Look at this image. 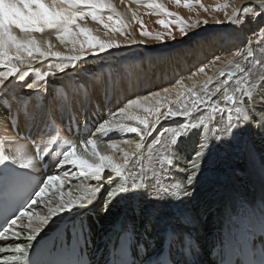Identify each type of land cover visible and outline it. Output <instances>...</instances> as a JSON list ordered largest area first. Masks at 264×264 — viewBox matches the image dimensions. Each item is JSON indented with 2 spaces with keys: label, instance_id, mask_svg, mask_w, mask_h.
<instances>
[{
  "label": "bare ground",
  "instance_id": "bare-ground-1",
  "mask_svg": "<svg viewBox=\"0 0 264 264\" xmlns=\"http://www.w3.org/2000/svg\"><path fill=\"white\" fill-rule=\"evenodd\" d=\"M168 1L158 0L163 7L168 5ZM2 2H4V6L3 9L0 8V20L4 17L5 6L9 5L12 0H3ZM111 2L123 18L125 24L128 25L124 35L118 36V33L114 31L110 33V31L104 30L91 17H87L85 20L80 21V23L82 26L90 28L92 33L101 39H115L117 42L122 41L125 45H128L129 40L124 37L131 35L138 42L143 41V45L128 46L123 51L139 49L143 56L147 55L146 57L138 61L130 56L128 60H125L121 58L123 51H118L107 54L109 61H105V56L90 57L86 61L77 62L80 64L79 67L72 69L70 66L66 72L61 74L57 73L58 69L56 65L58 61L54 58H49L46 61L16 64V67L21 71L39 69L40 72L52 71L56 75L47 77L45 81H41L35 71H29V76L26 77L25 82H20L18 79L13 78L12 82L8 85V89H0V140L5 142L8 152L16 155L18 158H23L22 162H26L27 157L34 156L36 148L40 154H44L45 147H48L50 150L52 149L46 155L47 159L43 163L38 164L36 169L43 173L45 177L48 175H61L64 181L63 185L59 182L53 184L49 188L46 197L43 200H37L32 206L30 211L33 213L31 223L27 217L17 221V225L12 229V237L15 239L13 245L16 243L24 245L27 242L28 237L24 234L27 231L26 226L33 223L35 226H38V217L46 215L49 206L55 207L57 203H60L61 193H63L64 200H68L69 198L75 199L89 185L97 186L102 183L103 190L93 197L91 204H87L85 207H73L70 211L63 212L54 217L53 221L43 229L46 230L48 228L52 230L59 223L81 215L80 220L84 219L87 222L84 234L88 238L87 240H80L79 249L83 250L90 259L91 264H96L102 258H104V262L107 261L111 246L115 250L116 244L112 243V238L116 235V232H113L108 238L106 234L109 231L108 228L113 226L114 223H117L114 225V230H120L117 233V237L120 236L119 234L123 235V233L127 232L131 225L135 227L136 235L129 233L125 239H130L127 244V250L137 264H141V261L147 258L145 252L142 249H138V242L140 244H150L151 248L148 250L147 255H152L154 251L158 250V247L163 246L166 242L168 243L165 236L166 232H168L166 229H176L179 232L191 234L198 243V254L205 258L204 264H218L224 239L220 237L224 230L227 229L229 231L230 222H234V217L237 216L238 210L242 208V205H247L251 212H254L256 209H260L261 201L264 200V179L261 178L258 170L252 166L247 154H245L246 149H250L256 153L259 159H264V134H262L260 128L256 130V127H259V122L264 121V104H262L263 102L261 103L264 100V45H262L263 42L259 41L263 40L264 30L257 31L256 29L258 25H261V22H264V14L256 16L255 12H253L248 14L251 18L246 19L245 14L242 13V8L254 5L255 0H236L231 9L233 12L227 14L224 20L227 25L229 23L228 18L238 12L240 16L239 21L229 23L228 25L229 27L231 26L230 29H236L237 33H233L232 35L224 31L228 27L225 25L219 28L218 26L220 25L216 23L220 21V18L217 16L213 21H207L206 23L210 26H213L215 23V26H217L215 30L211 28L208 31H216V34L206 46L195 47L187 51L186 53L189 55H180L177 58H172L169 56L174 55L171 52H162L160 54L156 51L155 53L151 44L135 33L134 24L140 19L142 12L148 8L147 5L151 0H123V3L121 0H111ZM256 7L258 8V6ZM133 13H135V17ZM103 16H107V14ZM261 28L264 29V23ZM14 34L20 38L24 36L19 30H14ZM247 34L248 37H246ZM32 35L38 41L50 42L53 45V50L61 51L65 55L79 54L72 51L70 44H61L56 39L55 31L46 30L44 33H33ZM230 49L238 53V57L235 60L244 70H239L232 82H230L228 76H225L228 66L220 65L221 67L217 70V73L215 71L210 72L211 67L216 62L218 64L219 60L226 54V51ZM249 50L252 51L251 58L248 56ZM215 51L218 52L212 55ZM210 55H212V58H209L210 61H207V64L204 60ZM217 57H219V60L216 59ZM198 63L201 64L198 66L197 72L190 70ZM114 67H119L121 71V79L117 82L115 89L111 85L113 78L112 69ZM200 67H204L205 72H199L198 69ZM2 70L5 69L0 68V71ZM257 74L259 76L258 80L255 78ZM182 75H186V77L180 78ZM129 76H131L130 79L128 78ZM34 79L37 80L38 85L44 86L33 90L27 89L24 84ZM244 79L245 82L243 83L245 85H240L239 80ZM259 83L261 85V87H258L259 91H252ZM236 84H239V91L233 96L234 100L247 99L249 94L247 95L246 91H251L250 95L253 97L252 99L250 98L246 108L247 111H252L255 120L253 121L252 129L250 130L249 127H245V129L238 133L236 140L232 144L218 143V151L216 150V146L214 147V172L219 175V181L215 185L218 187V190L213 195L215 196L214 207L211 209V214L214 216L212 218L215 220L211 219V223H209L210 218L205 214V198L200 200L197 198L198 202L188 207L190 210L187 208L188 205L185 200L177 204L174 199H164L159 202L161 205L159 221L155 224L151 233L147 236H141L144 232V221L142 217L134 213L133 209L138 206L145 209L153 207V202L148 199V195L144 190H140V193L128 192L130 197L125 200H121L122 198L119 199V197L118 200L113 199L108 206V210L104 211L106 205L103 199L105 198L104 196H107L108 191L113 188L112 185L121 180L123 176L125 178L129 177L127 179L128 185L134 180L139 182L142 177L147 176L152 179V182L156 186L171 189L172 184L166 173L167 163L162 159L166 155L172 156L174 165L180 171V174L186 175L185 166L180 167L183 161L173 156L172 149L175 146H172L170 151L167 150L171 142V133L161 138V145H153L151 151L148 150L151 138L147 136L141 141L139 136L132 133L112 132L103 139L99 134H94L95 137L93 139L96 140L97 150L102 154L113 155L116 162L122 164V172L120 174L112 170H107L104 174L105 176H111V183L107 179H103V177L99 182L93 180L91 177H81L79 176L78 169L58 164L59 159L62 160L63 158L60 155L63 151L62 143L68 140L69 137H73V135L83 138L88 132H94L98 121L102 122L103 118L108 117L109 108L116 109L118 112L117 106L121 101L126 104L128 98L135 99L138 96L150 94L151 91H161L162 96H166V99L161 100V104L163 105L161 111H166L168 107H171L174 111H183L191 106L190 112H193L191 115L193 119L199 114L200 109L198 108L199 111H197V108L194 110L193 101H188L187 97L192 95L196 100V98L203 96L207 92L215 94L214 88L217 86H220V90L222 89V91L228 93L229 88ZM161 87H169L171 92L164 94ZM174 102H176L175 106H173ZM152 103L154 104V101ZM177 104L184 107L177 109ZM220 104L218 105L219 107L216 106L218 109L223 108L226 101H223L222 106ZM226 106L225 110H227ZM193 110L197 113H194ZM134 111L136 115L142 118L146 116L149 121L150 116H154L150 113H144L143 109H135ZM82 112H84L86 117V123L84 122L83 115L76 122V114ZM97 112L99 114L95 115ZM225 113L227 115L226 111ZM226 115L224 114V116ZM238 116L235 115L233 117L236 119ZM224 118L223 126L218 127L219 131L229 122L226 120L228 116ZM116 119L126 125L141 128L143 134V125H140L138 121L126 120L119 116ZM192 119L191 117L188 120L186 118L185 121L190 123ZM180 121L164 120L161 128L165 126L177 127ZM161 128H158L157 131H160ZM155 134L153 133V135ZM53 138H55L56 143L49 144L48 142L53 140ZM124 140L130 143H123ZM111 142H116V149L108 148V144ZM137 142L142 144L139 151L135 149ZM76 151L77 155L91 160V146L85 148L78 145ZM125 151L129 153L136 152V156L128 164H124L123 162V152ZM243 158L244 163H239ZM188 164L189 162L185 165ZM243 169L245 170L242 173ZM63 170L69 171L70 175L67 178L62 176ZM235 172L236 174H234ZM172 174L170 173L169 176ZM243 174H246V176H242ZM176 178L175 181L173 180L175 183H185L183 180L181 181ZM152 191H154L152 188L148 189V192ZM189 199L186 200L189 201ZM185 216L190 219L184 220L183 217ZM16 232L20 234L18 237L14 234ZM84 234L78 238L83 239ZM205 234H208L206 238L204 237ZM37 235H40V233ZM210 236L211 238L209 239ZM91 244L92 246L89 247ZM170 251L174 258H181L179 255L180 244L178 242L171 244ZM106 253L107 256H105ZM233 259L235 260L237 257H233Z\"/></svg>",
  "mask_w": 264,
  "mask_h": 264
},
{
  "label": "snow or ice",
  "instance_id": "snow-or-ice-1",
  "mask_svg": "<svg viewBox=\"0 0 264 264\" xmlns=\"http://www.w3.org/2000/svg\"><path fill=\"white\" fill-rule=\"evenodd\" d=\"M123 3V0H121ZM180 3V0H176ZM258 6V8L256 7ZM147 7L159 10L162 14L172 17L173 13L168 12L167 9L158 2V0H151ZM255 12L256 16L264 14V0H255V4L252 6H244L242 8V13L245 14V18L249 19L251 17L248 14ZM107 14V19L113 22L111 26L105 23L102 16ZM135 17V13H133ZM87 17H91L92 20L97 21L102 24L105 29H110L111 31L120 32L124 35L123 29L128 27L125 24L123 18L117 12L116 8L113 6L111 0H12L9 5L5 6V14L2 20H0V68L5 70L0 71V89H8V85L12 82V79H18L20 82H25L26 77L29 76V71H35L38 75L39 80L45 81V78L50 76H55L56 73L52 71L40 72L39 69H28L21 71L16 67V64L31 63L33 61H46L49 58H54L58 61L56 67L60 73L66 72L71 66L75 69L80 66L77 62H83L90 57H101L111 53L112 50L120 49L121 47H128L132 45H143V41H137L128 35L126 38L129 40L128 45H121L115 39H101L99 36L94 35L92 30L88 27L82 26L80 21L85 20ZM229 23L238 22L240 19L239 13H234L230 16ZM141 24V35L144 37H151L157 41L163 42L164 37L175 39L173 33L168 30L170 25L173 23L172 20L161 19L158 21L167 31L165 33L157 34L152 37L149 31L144 30L143 22L137 21ZM175 23L181 25L179 31L182 33L180 39H183L188 33L185 32V28L192 27L191 25L185 24L182 19L177 18ZM200 24H206L207 21H200ZM219 23V21H217ZM14 30H19L23 33L22 38L14 34ZM46 30H52L56 33V39L61 42V44H70L72 46L73 52H78L75 55H65L61 51L53 50V45L50 42L38 41L32 34L33 33H44ZM264 30V29H261ZM46 45V46H45ZM249 58L252 57V53H248ZM219 60V57L216 58ZM237 68L240 65L237 64ZM241 71H244L241 69ZM199 72H205L204 67L199 68ZM223 75V73H221ZM235 73H230L229 76H234ZM112 80L111 85L113 89L117 82L121 79V71L119 67H114L112 69ZM129 79L131 76L128 77ZM175 83V81H173ZM27 89L33 90L38 87H43L44 85H38L37 80H32L31 82H26L24 84ZM239 91V90H238ZM162 92L168 94L171 92L169 87H163ZM166 99V96H162L161 91H151L150 94L141 95L137 98H128L127 103L121 101L118 104V112L116 109H108V117L102 119V122L97 123L94 132H88L89 136L94 134H99L101 138L108 136L112 132H122V133H132L140 137L143 141L145 137H150L148 150H152L153 145H161L162 137H166V134L171 133V142L168 145L167 150H171L172 146L179 144L180 140L178 138L184 137L189 131L199 128L204 124V117L201 115L197 123H187L179 122L177 127L165 126L161 128L164 120H183L192 115V113L185 109L183 111H173L171 107H168L166 111H161L163 105L161 100ZM228 101H234L232 96L227 97ZM154 101V104L152 103ZM193 106L197 104L206 105L210 103L209 101H203L201 99L193 100ZM219 107V106H218ZM135 109H143L144 113H150L155 116L152 121L151 126L149 125V119L147 117L142 118L135 114ZM206 110V109H205ZM199 111V109H197ZM225 108H219L220 116L223 118L225 114ZM240 109L237 108L236 112L240 113ZM85 112V111H84ZM84 112L76 114V122L79 121L81 115L84 117V122L86 123V117ZM99 112L95 113L98 115ZM122 117L130 121H138L140 125H143V134L141 128L126 125L116 117ZM110 117V118H109ZM250 123L247 115L242 118L238 116L235 120H232L229 116V122L215 134L214 140H218L222 144L230 145L234 140H236L238 133H240L245 127ZM161 128L160 131H157ZM259 128L262 134H264V121L259 122ZM153 133H156L153 135ZM49 144H55V138L48 142ZM123 143H130L124 140ZM67 145L66 150H63L60 155L63 159L58 161L59 165L72 167L73 169L79 170V176L81 177H91L95 181H101L107 179L111 183V176H105L107 170H112L117 174L122 172V164L116 162L113 155L102 154L97 150V143L95 139H87L86 143L81 142V145L85 148L91 146L90 159L83 158L77 155L76 144L70 141H65ZM142 144L137 142L135 144V149L139 151ZM108 148L116 149V142H111L108 144ZM208 144L204 143L199 149L195 151L194 158L189 161L188 165H185L186 175L183 177V184L174 183L172 188L167 187L161 188L156 186L152 179L144 176L137 182L133 181L130 185L126 183L118 184L116 187L111 188L107 193V200L104 211L108 210V206L111 201L115 199L118 194L137 192L144 190L148 199L153 202V207L150 209H145L143 207H136L133 209L134 213L143 218L144 221V232L141 236H147L152 232L155 224L160 219L161 211V200H175L177 204L182 203L184 200L192 197L195 191V185L198 183L200 176L203 173V165L207 161V151ZM52 150V149H51ZM48 147H45L44 153L48 155L51 151ZM246 154L251 162L252 166L256 168L259 175L264 179V159H259L253 150L246 149ZM136 156V152L129 153L123 152V162L128 164L133 157ZM43 156H40L42 159ZM23 158H18L14 154L0 155V165L5 162H12L19 164L21 168H34L35 158L27 157L26 162H22ZM166 161L167 165H173V159L170 156H164L162 158ZM94 161V162H92ZM70 175L69 171L63 170L62 176L67 178ZM170 180L171 177H168ZM59 182L63 185V180L61 175H48L47 179L42 182L43 186H39L38 190L35 191L34 197L43 200L49 188ZM152 188L154 191L148 192V189ZM103 190V184L97 186L89 185L83 190L82 194L77 196L75 199L69 198L64 200L63 193L60 195V203H57L55 207L49 206L48 212L44 216H39V225L32 229V235L28 237L29 240H35L37 234L47 226L54 217L62 214L65 211H70L73 207H85L87 204L93 202V197L97 196ZM36 203V199L32 198L23 208L22 211L19 210V214L14 215L11 219L6 222V226L0 227V237L7 239L6 233L14 229L17 225V221L24 217L29 219L31 223L33 213L28 211L32 205ZM259 217L256 219L255 223L251 224L250 227L253 230H258L264 234V200L261 201L259 209ZM184 220L190 219L189 217H183ZM73 231L77 237L83 234L84 226L81 224L79 226H74ZM129 233L136 235L135 227L131 225L128 231L123 233L122 239H124ZM15 236H19V232L14 233ZM249 235H255V231L249 232ZM169 243V252L165 253L163 246L161 245V250L153 253V255H147L148 250L151 245L148 243L140 244L137 243L138 249H142L147 256V259L142 260L141 264H198L196 257L198 256V243L191 236L190 233H182L176 229L166 232L165 234ZM173 242H178L180 244L179 255L183 259L174 258L171 255V244ZM10 250L18 255L12 257V264H16L17 261L20 264H28V258L30 252L20 243H16L14 247L9 244L8 248L0 247V253H5ZM127 246L123 245L118 254V258L115 264H125L127 259ZM22 254V255H19ZM155 256V259H153ZM237 259H233V257ZM243 257L242 259L240 257ZM0 264H6L5 261L0 260ZM219 264H264V247L256 252L254 249L252 251H247L245 247L240 249H232L229 252H224L223 250L219 256Z\"/></svg>",
  "mask_w": 264,
  "mask_h": 264
},
{
  "label": "rangeland",
  "instance_id": "rangeland-1",
  "mask_svg": "<svg viewBox=\"0 0 264 264\" xmlns=\"http://www.w3.org/2000/svg\"><path fill=\"white\" fill-rule=\"evenodd\" d=\"M2 1L3 0H0V8L1 9H3V6H4V2H2ZM235 2H236V0H180V3H177L176 0H169L168 1V5H166L163 8L167 9L168 12L173 13L174 16L168 17V16L162 14L159 10L152 9V8L148 7L147 9H145V11L142 12V14L140 15V19L138 21H142L144 30L149 31L152 34V37H155L157 34L165 33L167 31L162 25H160L158 23V21L161 20V19L172 20L173 23L170 25V29H168V30H170L173 33V36L175 37V39L164 37L163 38V42H161V41H157V40H155V39H153L151 37H144V36L141 35V24L138 23V22L134 24V27H135V30H136L135 33L138 36L144 38L146 41H148L149 44H151V47L155 51V53H156V51H157V53H160V54L162 52H171L172 54H174V55H169L172 58H177L180 55L186 56V55H189V54L186 53L187 51H190V50H192L195 47H198V48L199 47H204V46H206V44H208V42H210L212 37L216 34V31H212V30L210 32H208V31L211 28H213L215 30L216 27H217V26H215L216 24L220 25V26H218L219 28L224 27V25L225 26L229 25V23L227 25L225 24L226 22L224 20V17L227 14H231L233 12V10H231V9L233 8ZM217 16L220 18V21H219V23H216V24L214 23L213 26H210L209 24H200L199 23L200 21H213L214 18L217 17ZM177 18L182 19L185 22V24L192 26V27L185 28V32H187L188 34L186 36H184L183 39H180V37L182 36V33L179 31V28L181 27V25L178 24V23H175ZM102 19L104 20L105 23H108L110 26L113 23V22L108 21L107 16H102ZM263 23L264 22H261L260 23L261 25H258L257 28L255 27L257 29V31H260L262 29L261 26H262ZM100 25L103 27L102 24H100ZM230 28H231V26L230 27L228 26L226 28V30L224 29V31H226V32H228V33H230L232 35H233V33H237L236 29L232 30ZM103 29L104 30H108V32L110 31V33L112 32L110 29H105L104 27H103ZM123 31L125 32V29H123ZM116 33H118V36L121 35L120 32H116ZM246 37H248V34L246 35ZM124 38H126V37H124ZM259 41L263 42L262 45H264V36H263V40H259ZM118 42L121 43V45H125V43L122 42V41H118ZM245 42H247V40H245ZM263 48H264V46H263ZM123 49H125V47H121L118 50L114 49V50H112L111 53L118 52V51H123ZM217 52L218 51L213 52L212 55L216 54ZM249 52L252 53V51H250V50H249ZM212 55H210L209 57H206L204 62H207V61L209 62L210 61L209 58L211 59ZM224 55H223L222 59L219 60L218 64L216 62L215 65H213L211 67L210 72H214L215 71L217 73V70L221 66H223V65L228 66V70L225 71V72H227L225 74V76H228L230 82H232V80L236 76V73L239 70L242 69L241 67L240 68L236 67L238 62L235 59H237L238 53L235 50L230 49V50L226 51V54H224ZM130 56L133 59L139 61L142 58L146 57L147 55L143 56L142 52L139 49H135V50H132V51L131 50L130 51H123V55L121 56V58H123L125 60L126 59L128 60V58H130ZM92 58H97V57H92ZM103 59L105 60V58H103ZM107 60L109 61L108 57L106 58L105 61H107ZM208 62H207V64H208ZM106 63H108V62H106ZM200 64L201 63H198L197 65H195L190 70H192V71L195 70V72H197L196 70H197V68H198V66ZM256 65H258V63H256ZM57 73L61 74L58 70H57ZM230 73H235V75L234 76H229ZM225 76H224V78H226ZM184 77H186V75H182L180 78H184ZM255 78H256V80H258V78H259L258 74L256 75ZM243 82H245V79L244 80H239V84L240 85L241 84L245 85V83H243ZM261 82H262V80H261ZM260 83L252 91H256V90L259 91L258 87H261ZM239 84H236V85H233L232 87H230L231 89L229 88V90H228L229 92L228 93L222 91V89L220 90V86L219 87L217 86L216 88L218 89V91H217L216 88H214V92L216 91L215 94H211V92H207V93L203 94V96L198 97L199 99L202 98L201 100H203V101L210 100V103H208V106H207V104L206 105H202V106H201V104H197L198 106L195 105L193 108H194V110H196L195 108H197V109L199 108L200 109L199 114H197L193 119H192V116H189L187 118V120L190 119V117H191L192 120L190 121V123H197L198 120H199V117L201 115H203L204 124L201 125L197 129L189 131L186 136L178 138L180 140L179 144L176 145L174 147V149H172L173 156H175V157H177V158H179V159H181L183 161V163L180 164V167H183V166H185V164H187V162H189L192 158H194L195 151L197 149H199L202 144H204V143L208 144L209 148H208V151H207V161L203 165V173H202V175L199 178L198 185L196 184L197 187L195 185L196 188H195L194 194L192 195L193 198H190L189 201H187V200H185V201H186V203L188 205L187 206V208H188V207H191L195 203L198 202L197 198H198V200H200L202 198H205L206 199V206H205L206 213L205 214L210 218L209 223H211V219H213L212 217H214L211 214V212H212L211 209H213L212 207H214V197L215 196H213V195L216 194L217 190H218L217 189L218 187H216L215 185L219 181V179H218L219 175L215 174V172H214L215 171V169H214L215 163H214V157H213L214 152L213 151H214V147L215 146H216V150L218 151V147H219L218 143H220V142L218 140H216L217 142L216 141L214 142V138L213 137L215 136V134L217 132H219L218 127L219 126H221V127L223 126V123H224L223 119H225L224 117L228 116V118H226V120L229 121V116L231 117L232 120L233 119L235 120V118L233 117L235 115H239L241 118L244 115H247L248 119L250 120V123L246 127H249L250 130L252 129L251 127L253 126V124H254L253 121L255 120L254 115L252 114V111H250V110L247 111V108H246L248 103H249V101H250V98L252 99V97H253V96L250 95V92H251L250 90L246 91V94L247 95L249 94L248 96L245 94L247 96V99H244V100L241 99L242 101L241 100L240 101L234 100L235 101L234 103H233V101H228L227 100L228 96H232L233 97V96L236 95V93H237V91L239 89L238 88ZM198 98H196V99H198ZM187 100L188 101H190V100L193 101V100H195V97H193L191 95L190 97H187ZM223 101H226V104L224 105L223 108H225V106L227 105L226 106L227 115L225 113L226 116H223V118H221L219 109L216 106H218L220 103L223 104ZM217 102H219V103H217ZM175 103L176 102L173 103L174 104L173 106H175ZM261 103L264 104V100H262ZM221 104H220V106H222ZM243 105H244V107H243ZM177 106H178L177 109L179 107L180 108L184 107V106H181V105L179 106L178 104H177ZM190 108H191V106H190ZM190 108H188L189 111H190ZM237 108H239V109L242 108L243 110L240 109L241 110L240 113H237L236 112ZM201 109H203V110H201ZM173 111H174V109H173ZM230 111H232V112H230ZM191 113L193 114V112H191ZM194 113H197V112L194 111ZM234 113H235V115H234ZM198 115H200V116H198ZM154 119H155L154 116H152V117L150 116V121H149V125L150 126H151V123H152V121ZM185 120L186 119H183L180 122H186ZM227 124H228V122H227ZM257 128L259 130V127H256V130H257ZM256 138H258V137H256ZM220 145H222V144H220ZM171 158H172V156H171ZM243 160H244V158L242 159L241 162L239 161V163L243 164L244 163ZM240 166L242 167V165H240ZM177 170L178 169L174 165V160H173V165L169 166V165L166 164V173H167L168 177H171V179H170L171 184L175 183L174 181H175L176 177L178 179H180L181 181L182 180L184 181V179H182L184 176L182 175V173L180 174L179 170L178 171ZM244 170L245 169H243L242 173L244 172ZM170 173H173L172 175L174 177L172 175L169 176ZM234 174H236V172ZM242 176H246V174H243ZM172 178H174V179H172ZM127 179H129V177L125 178V176H123L122 179L118 181L119 183L117 182V183L113 184L112 186L116 187L118 184H121V183L128 184ZM104 197L105 198H103V199L106 202V199H107L106 197L107 196L105 195ZM118 197H119V199L122 198L121 200H125V199H128V197H130V196L128 195V193H123V194H118V196L115 199L118 200ZM188 209L190 210V208H188ZM207 211H209V212L207 213ZM105 218H107V217H105ZM213 220H215V219H213ZM30 225L26 226L27 227V231L24 232V234L27 237L31 236L33 234L32 233V229L37 227V226L34 225V223L30 224ZM211 233H213V232H211ZM207 235L208 234H205L204 237L206 238ZM211 236L209 237V239L211 238ZM98 237H97V239H98Z\"/></svg>",
  "mask_w": 264,
  "mask_h": 264
}]
</instances>
